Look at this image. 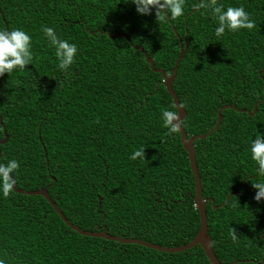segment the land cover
I'll use <instances>...</instances> for the list:
<instances>
[{"label":"trees","instance_id":"16d2710c","mask_svg":"<svg viewBox=\"0 0 264 264\" xmlns=\"http://www.w3.org/2000/svg\"><path fill=\"white\" fill-rule=\"evenodd\" d=\"M199 2L185 0L182 17L157 22L155 9L142 16L131 0H0V30H24L34 54L25 71L0 77V116L9 135L0 163L16 160L17 187L48 188L68 220L84 231L100 227L172 248L191 242L200 229L196 182L181 133L166 135L162 119L163 110L177 108L162 74L136 48L172 74L181 54L174 27L188 45L173 88L187 111L182 125L189 137L208 133L225 105L249 111H223L220 127L196 141L195 149L217 258L222 264H262L264 200L254 199L252 183L264 177L251 159V143L264 135V0H217L225 11L243 6L256 24L219 38L211 10H194ZM43 26L77 45L67 71L58 68ZM141 147L145 160L130 159ZM230 228L236 229V243ZM0 259L211 264L199 245L170 254L83 236L44 197L14 190L8 198L0 191Z\"/></svg>","mask_w":264,"mask_h":264},{"label":"clouds","instance_id":"9594fccd","mask_svg":"<svg viewBox=\"0 0 264 264\" xmlns=\"http://www.w3.org/2000/svg\"><path fill=\"white\" fill-rule=\"evenodd\" d=\"M136 6V11L140 15H151L155 9L157 22L175 21L184 15L185 0H131ZM194 10L210 9L219 26L215 30L217 38L223 36L225 31L238 32L241 29L252 30L256 27L250 15L243 6L227 7L224 10L222 4L217 0H200L193 5ZM42 31L55 48V56L58 58V68L67 71L74 63L78 52L77 45L60 39L54 28L43 26ZM31 36L21 29L0 30V77L5 74L10 76L14 71H25L26 66L32 65L34 54L32 52ZM163 127L168 129L166 135H173L181 131L183 120L179 111H162ZM99 123L97 119L95 121ZM132 160H145V148L141 147L130 157ZM251 159L258 164L257 173L264 177V135L258 134L251 143ZM20 167L16 160H11L7 164L0 163V191L8 198L13 192L16 179L14 172ZM252 187L257 190L254 199L257 202L264 200V181L252 183ZM197 207V206H196ZM230 236L233 243L238 240L236 229L230 228ZM0 264H5L0 259Z\"/></svg>","mask_w":264,"mask_h":264},{"label":"water","instance_id":"95a60500","mask_svg":"<svg viewBox=\"0 0 264 264\" xmlns=\"http://www.w3.org/2000/svg\"><path fill=\"white\" fill-rule=\"evenodd\" d=\"M173 29L176 32V35L180 41L181 54H180V57L177 59V62H176V65L174 67L172 74H168L166 71H164L162 69H157L155 66V61L152 58H150V56L145 52V50L141 46H138L136 48L138 50H140L142 53H144V55L147 59V62L151 66V69L155 72L162 74V76H163L162 84L166 87L168 93L172 96L174 103H175V106L177 108V111H179L181 119L184 121L187 117V111L181 105L179 97L173 88V83H174V80L177 76L179 65H180L181 61L186 56V51H187L188 45H187V43L186 44L183 43V41H182L180 35L178 34L177 30L174 27H173ZM118 37H123V36L118 35ZM263 72H264V70H263ZM258 104L259 103H256V105L254 107V111L252 113H250V115L253 116L256 113L257 108H258ZM227 109L237 110L238 112H242V113H248L249 112L247 109H237L235 105H225L218 111L217 124L208 133L196 135L193 137H189V135L186 132L183 125L181 127L180 133H181V137H182V144H183L185 151L188 153L191 169H192V172H193V175L195 178V182H196L195 201H196V206H197V209L199 211V216H200V229H199L196 237L191 242L187 243L186 245H183L180 247H175V248L163 247V246L158 245V244L149 243V242L138 240V239H129V238H121V237L113 236V235H110L106 229L103 231H100L101 230L100 227H98L97 232L84 231V230L78 228L76 225H74L73 223H71L68 220V218L62 212V210L58 207V205L50 197V194L48 192V188H44V189L37 190V191H24L22 189H19L17 187V184H16V185H14L13 190L18 194H23V195H28V196H42V197H44L51 204V206L56 210V212L60 215V217L63 219V221L66 222L67 225L70 226L73 230L77 231L79 234H81L83 236L103 238V239H106L108 241L119 242L122 244H138V245L144 246L146 248H150V249H153V250H156L159 252L170 253V254L185 252V251L193 249L194 247L199 245L204 250V252H205V254H206V256H207V258L211 264H222L215 254V251L213 248V242H212V239L209 235L208 217H207L208 201L203 198V183H202V178H201L199 168H198V164H197L195 143L198 140L208 138L209 136H211L213 133L216 132V130L220 127L221 122H222V113H223V111H225ZM0 124L3 128V133H4V138L0 139V147H1V145L8 143L9 135H8L6 126H5L1 116H0ZM1 157H2V151L0 148V159H1ZM230 197H231V195L229 196V198L226 202L229 201ZM213 204H214V202H213ZM215 209H217V207H215ZM262 264H264V259H263Z\"/></svg>","mask_w":264,"mask_h":264}]
</instances>
